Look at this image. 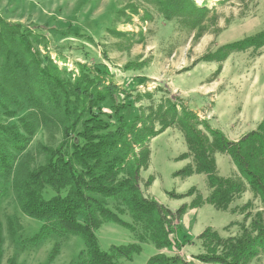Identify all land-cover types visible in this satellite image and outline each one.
<instances>
[{"label": "rangeland", "instance_id": "obj_1", "mask_svg": "<svg viewBox=\"0 0 264 264\" xmlns=\"http://www.w3.org/2000/svg\"><path fill=\"white\" fill-rule=\"evenodd\" d=\"M194 5L189 18L165 21L146 0H0V16L35 35L40 59L46 63L50 58L65 82L73 83L80 70L85 69L94 75L99 87L114 85L118 99L124 97L120 93L124 91L129 102L123 111L127 124L140 116L142 122L152 125L161 119L168 103H175L178 113L186 107L234 141L255 130L264 118V45L241 50L225 46L264 31V0H194ZM161 104L163 108L159 110ZM3 105L16 111V115L6 117ZM100 107L106 115L112 114L110 100ZM28 113L36 114V110L25 97L19 96L17 102L0 97L1 123L17 124V118ZM39 118L29 145L17 154L13 171L4 179L7 194L0 199V264H74L83 249L78 236H50L36 245L27 242L41 223L20 212L11 188L13 175L18 166L34 168L44 163L45 154L40 147H56L63 126L71 121L64 118L60 109L48 111L46 119ZM170 128L168 136L151 143L149 166L141 175L145 180L152 176L155 181L151 192L171 208L180 203L179 208L183 201H191L197 194L206 195L209 189L206 179L201 178L198 189L188 199L169 196L168 192L182 194L198 180L173 176L174 171L182 168L173 156L184 146L177 138L178 128ZM142 187L148 189L144 180ZM50 194L51 191L47 196ZM250 200L252 195L245 191L226 211L212 207L194 213L197 207L186 209L179 220L172 219V225H179L176 240L186 237L189 243L177 251L158 250L146 240L140 243L142 251L132 261L143 264V260L162 252L178 254L195 264H219L192 258L203 251L195 236L208 226L222 237L236 235L238 224L243 222L237 209ZM258 207L259 202L253 200L251 210ZM122 218L132 221L127 214ZM8 219L12 221L14 235L9 231ZM142 232L140 225L132 232L106 222L97 236L101 248L108 249L111 244L138 242ZM56 241L61 244L59 253L47 262ZM132 261L120 259L122 264ZM249 264H264V255Z\"/></svg>", "mask_w": 264, "mask_h": 264}, {"label": "trees", "instance_id": "obj_2", "mask_svg": "<svg viewBox=\"0 0 264 264\" xmlns=\"http://www.w3.org/2000/svg\"><path fill=\"white\" fill-rule=\"evenodd\" d=\"M146 1L157 8L165 21L187 19L195 9L194 0ZM36 42L35 35L21 24L0 16V97L12 98L14 102L19 96L25 97L36 110V114L18 117L17 124L0 122V199L7 194L4 179L13 171L17 154L29 145L39 117L46 119L48 111L60 109L64 118H71L63 126L56 147H40L45 154L44 163L34 168L18 166L13 175L11 188L20 212L41 223L27 239L29 244H39L50 236L59 239L78 236L83 249L74 264L132 261L142 251L140 243L146 240L158 250L176 248L177 251L190 240L186 237L176 240L179 225H172L173 218L179 220L186 209L204 203L226 211L237 196L249 191L259 207L252 211L253 200H250L237 209L243 215L237 234L222 237L216 229L205 227L196 236L203 251L192 258L201 263L249 264L264 255V118L255 130L234 141L192 110L185 107L178 113L175 103H168L161 119L152 125H146L140 116L127 124L123 111L129 102L124 91H120L124 97L118 99L114 85L99 87L94 75L85 69L80 70L73 83L65 82L50 58L46 63L40 59ZM262 45L264 31L225 47L241 50ZM107 99L113 109L109 115L100 107ZM3 108L6 117L16 115L6 105ZM158 108L161 110L162 104ZM171 126L182 133L186 145V151L177 160L191 159V164L174 171L173 176L203 174L209 189L207 197L197 194L189 204H182L174 212L147 196L140 180V172L149 165L150 139ZM217 153L230 157L236 174L219 175ZM151 181L148 177L144 185L149 186ZM49 191L51 194L47 196ZM195 191L191 187L183 194H168L181 199L194 195ZM125 214L132 221L122 218ZM106 222L132 232L140 225L143 232L138 235V242L111 244L108 249H102L97 231ZM8 225L14 235L10 219ZM60 247V241L53 243L47 262L58 255ZM145 264L195 263L178 254L157 252Z\"/></svg>", "mask_w": 264, "mask_h": 264}, {"label": "crops", "instance_id": "obj_3", "mask_svg": "<svg viewBox=\"0 0 264 264\" xmlns=\"http://www.w3.org/2000/svg\"><path fill=\"white\" fill-rule=\"evenodd\" d=\"M170 130H172V128H167L166 130H164L162 133H160V134H158L157 136H155V137H153V138H151L150 139V141H149V150H150V146H151V143L154 141V140H156V139H158L159 137H161V136H164V135H167L168 136V134H166L168 131H170ZM180 132V131H179ZM178 136L179 137H177V138H179L178 140L179 141H181L182 143H183V146H184V150H182V151H179L178 153H176L173 157L174 158H176V157H178V155H180V154H182L183 152H185L186 151V145H185V141H184V137H183V135H182V133L180 132L179 134H178ZM150 155H151V150H150ZM177 160V159H176ZM150 161V160H149ZM178 162H180V164L182 165V168L183 167H185V166H187V165H189V164H191V159H190V157H188V158H185V159H182V160H177ZM215 162H216V166H217V171H218V173H219V175L220 176H223V177H228V176H231V175H234V174H236V169H235V166L233 165V163L231 162V160H230V158L227 156V155H225V154H220V153H218V154H215ZM149 166V165H148ZM151 178H152V181H151V183H150V185L148 186V189L147 190H144V193L147 195V196H149V197H153V198H155L158 202H160L161 204H163L165 207H167L169 210H171V211H174V210H176L178 207H177V205H180V203H176L177 205H175V206H172V208L171 207H169V206H167V204L161 199V198H159L158 196H156L153 192H151V190H150V188H151V185L154 183V178L152 177V176H150ZM177 177V176H176ZM187 178H198V180H197V182H196V184L195 185H193V186H191V187H197V183L199 182V180L202 178L203 180L204 179H206V177H205V175H203V174H192V175H190V176H185V177H182V180H186ZM140 180H141V184H142V181L144 180V182L146 181L145 179H143L142 178V175H141V172H140ZM205 184H207V183H205ZM191 187H189V188H191ZM188 187L187 188H185L184 190H182V194L183 193H185V192H187V190L189 189ZM197 189H198V187H197ZM247 192V194H249V196H251L250 194V192L249 191H246ZM208 194H209V191L207 192V194L206 195H201L203 198H205V197H207L208 196ZM172 198V197H171ZM187 198V197H186ZM3 199H5V198H3ZM188 199V198H187ZM189 204L190 203V201L189 200H187V201H183V204ZM213 206L212 205H209V204H206V203H204V204H201V206H198L197 208H196V210H195V212L194 213H197V212H199L202 208H206V210H211V208H212ZM195 208V207H194ZM214 208V207H213ZM199 210V211H198ZM182 224L180 223V227L182 228V226H181ZM196 236H197V234H196ZM195 236V237H196ZM133 259H134V257H133ZM132 264H134V261H132ZM143 264H145V261L143 260Z\"/></svg>", "mask_w": 264, "mask_h": 264}]
</instances>
